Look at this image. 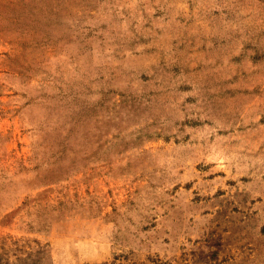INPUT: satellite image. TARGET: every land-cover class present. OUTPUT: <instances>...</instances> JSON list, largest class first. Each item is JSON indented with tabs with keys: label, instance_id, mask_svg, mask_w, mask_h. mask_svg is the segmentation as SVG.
Segmentation results:
<instances>
[{
	"label": "rangeland",
	"instance_id": "obj_1",
	"mask_svg": "<svg viewBox=\"0 0 264 264\" xmlns=\"http://www.w3.org/2000/svg\"><path fill=\"white\" fill-rule=\"evenodd\" d=\"M0 264H264V0H0Z\"/></svg>",
	"mask_w": 264,
	"mask_h": 264
}]
</instances>
